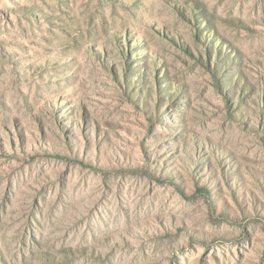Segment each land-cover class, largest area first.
I'll list each match as a JSON object with an SVG mask.
<instances>
[{
	"label": "rangeland",
	"instance_id": "1",
	"mask_svg": "<svg viewBox=\"0 0 264 264\" xmlns=\"http://www.w3.org/2000/svg\"><path fill=\"white\" fill-rule=\"evenodd\" d=\"M0 264H264V0H0Z\"/></svg>",
	"mask_w": 264,
	"mask_h": 264
}]
</instances>
